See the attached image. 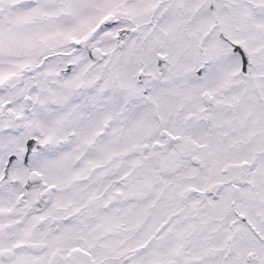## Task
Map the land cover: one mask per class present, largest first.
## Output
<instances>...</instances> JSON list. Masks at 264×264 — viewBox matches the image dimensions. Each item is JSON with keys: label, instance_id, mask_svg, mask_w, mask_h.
Listing matches in <instances>:
<instances>
[{"label": "snow or ice", "instance_id": "obj_1", "mask_svg": "<svg viewBox=\"0 0 264 264\" xmlns=\"http://www.w3.org/2000/svg\"><path fill=\"white\" fill-rule=\"evenodd\" d=\"M0 264H264V0H0Z\"/></svg>", "mask_w": 264, "mask_h": 264}]
</instances>
